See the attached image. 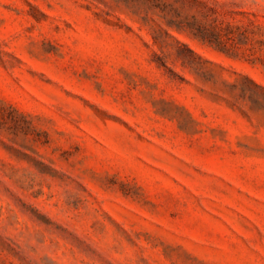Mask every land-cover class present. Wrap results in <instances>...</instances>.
Segmentation results:
<instances>
[{"label":"rangeland","instance_id":"rangeland-1","mask_svg":"<svg viewBox=\"0 0 264 264\" xmlns=\"http://www.w3.org/2000/svg\"><path fill=\"white\" fill-rule=\"evenodd\" d=\"M0 264H264V0H0Z\"/></svg>","mask_w":264,"mask_h":264}]
</instances>
